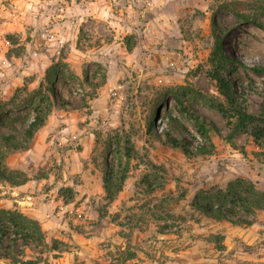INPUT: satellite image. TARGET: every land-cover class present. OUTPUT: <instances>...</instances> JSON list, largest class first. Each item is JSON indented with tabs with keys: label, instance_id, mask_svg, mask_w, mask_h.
<instances>
[{
	"label": "rangeland",
	"instance_id": "374dc122",
	"mask_svg": "<svg viewBox=\"0 0 264 264\" xmlns=\"http://www.w3.org/2000/svg\"><path fill=\"white\" fill-rule=\"evenodd\" d=\"M18 1L22 0H5L7 4ZM52 1L51 6L59 2ZM134 3L137 27L147 29L142 37L129 32L124 40L115 41L113 34L119 27L115 31L114 25L81 23L77 14L70 23L65 18L62 46L56 42L47 45L40 36L41 30L48 29L47 23L38 28L39 35L33 33L39 40L31 45L32 50L41 53L62 48V55L25 56L24 44L33 39L29 30L21 40L9 37L19 44L14 51L19 65L36 70L38 78L34 86L25 81L22 89L27 87L28 91L22 90L21 98H14L16 92L2 103L0 135L14 133L15 128L19 139L22 137L34 113L28 105L20 106L21 99L40 88L53 62L67 67L65 83L57 85L58 101L47 128L35 135L27 150H2L9 172L30 183L23 191L15 187L26 183L13 186L0 180V225L8 227L10 237L0 236V264H15L5 256L20 264H57L55 259L64 258L65 252L78 258L92 253L85 250L78 254L80 247L49 234L65 226V213L58 215L63 203L49 211V202L60 197L63 202H75L73 208H81L85 232H94L106 218L117 227L118 235L95 246V257L108 258L106 264H264V228L255 236L251 225L214 220L194 206L197 197L226 190L237 180L253 183L264 192V146L259 147L252 137L257 124L233 133L236 119L225 117L210 105L211 100L226 103L212 78L218 74L230 79L239 105L248 114L263 116L264 55L256 52L264 53V0ZM174 27L176 33L170 35V42L164 41L163 30L173 31ZM216 35L228 59L218 67L211 63ZM177 39L188 42L186 50L178 46ZM251 44L262 51H250ZM138 45L143 49L137 50ZM101 97L104 105L98 100ZM17 116L21 119L11 122ZM150 119L154 122L151 130ZM199 122L212 127L208 138L200 133ZM128 137L137 156L122 191L110 202L104 180L109 170L120 179L127 166ZM171 138L189 142L191 153L174 147ZM201 148L206 152L200 153ZM85 150L87 161L83 160L82 171L74 170L70 175L73 168L66 160L67 152ZM25 196L31 199L25 200ZM35 207L41 208L38 217L23 212ZM9 211L39 222L47 230L46 241L37 244L15 238ZM257 212L246 214L239 209L236 218L253 223ZM76 214L71 218L79 219ZM133 258L139 262L128 263Z\"/></svg>",
	"mask_w": 264,
	"mask_h": 264
},
{
	"label": "crops",
	"instance_id": "0c3cea01",
	"mask_svg": "<svg viewBox=\"0 0 264 264\" xmlns=\"http://www.w3.org/2000/svg\"><path fill=\"white\" fill-rule=\"evenodd\" d=\"M23 1L24 0L7 4L5 0H0V103L10 100L16 92L25 86L26 82L29 86H34L36 78H38L36 70L29 68L28 71L27 67L22 68L19 65V60L17 59L18 55L14 52L17 47H19V44H14L15 42L10 41L9 37H12L15 40V36L21 40V38L24 37L23 34L26 30H29L28 33L30 37H33V33L38 34V28L47 23L49 26L48 29L41 30L42 33L40 36L46 39L47 45H54L56 42L59 46H62V44L65 43V30L61 27H65V18L67 17L68 23H70L71 19H74L72 18L74 14L78 15L81 23L90 22L94 24H105L110 25V27L114 25L115 31L116 27H119L116 33L113 34V39L115 41H118L119 39L124 40V37H126L129 32L142 37V35L147 31V29L142 30L139 26L137 27L139 19L134 18L135 11H137V5L134 3V0H58L59 2H57L56 6H51V4L53 5L54 3L52 0H33L35 3H26ZM132 22L134 25L131 27L130 25ZM169 24L174 25L175 22H170ZM168 28L171 27L169 26ZM120 29H122V32ZM125 30L127 32H125ZM166 31L168 33L167 35H165ZM175 31V27L173 28V31L163 30L161 36L165 37L164 41L169 40L170 42V35H174ZM38 40L39 37H33V39L29 38V40L24 44L25 56L38 57L42 54L56 56L64 52L62 48L59 50L49 48L46 52L41 53L37 50H32L31 45ZM175 42H179L178 46L180 48L184 46V50H186L188 44L186 40L177 39ZM135 48L138 50L142 47L138 45V47ZM27 77L28 79H26ZM41 78H43V75ZM98 100L101 105H104V98L101 97ZM46 128L47 126H45V129ZM67 153L69 157L67 155L66 160L71 163L73 168V170L68 173L71 175L74 173V170L82 171L84 163L83 160L87 161L86 150L76 154H70V152ZM87 172V170L85 171L83 169L85 176H88V174H86ZM29 183L30 182L15 188L20 190L23 189V191H25L26 186ZM24 199H31V196H25ZM87 199L88 197L85 198V200ZM15 202L17 201L15 200ZM49 203L50 212H54L56 210V206L63 203V206H60L59 208L60 211L58 215L65 213L66 217L65 226L62 228L65 232L63 233L62 230H52L49 234L53 235L55 239H62L64 237L65 242H69L71 245L73 244L80 247L81 250L79 249L80 251L78 254L86 253V251H92L90 255H86L84 257L81 256L80 258L70 255L69 253V255H66L67 252H65V257H57L55 259V263L106 264L108 262V258H101L99 256L95 257L94 253H97L95 246L101 242H108L111 238L116 236V234L118 235L117 227H115L113 223L107 222L108 218H106L102 220L101 224H98L94 232H85V230L87 231V228L84 226V214H80L81 208H73L75 202H63V198L60 197L59 200L55 201V199H53V201ZM39 211H41V208L39 209V207L23 210L25 214L31 217H38ZM74 212L77 213L76 216L79 219L71 218V214ZM87 217L88 215H85V218ZM253 217L255 221L251 226H249V228L254 231L253 233L256 236L258 235L256 232H259L261 228H264V224H262L264 223V210L258 211ZM74 223L79 224L75 225ZM77 226H80V229H76ZM42 228L46 233L47 230L43 226ZM137 262H139L138 258L128 260V263Z\"/></svg>",
	"mask_w": 264,
	"mask_h": 264
},
{
	"label": "trees",
	"instance_id": "16d2710c",
	"mask_svg": "<svg viewBox=\"0 0 264 264\" xmlns=\"http://www.w3.org/2000/svg\"><path fill=\"white\" fill-rule=\"evenodd\" d=\"M215 41L211 63L214 67H218L224 63V61H228V59L223 53L221 39L217 35L215 36ZM65 67H67V65L62 62H53L52 66L47 70L45 82L41 84L40 88L32 94H27L21 99L20 106L25 107L28 105L34 113L32 120H30L28 126L24 128L22 137L19 139L15 128L12 130L14 133L0 135V180H4L13 186H20L26 183L25 180L21 181L18 176L15 178L9 172L2 150L4 148H11L16 151L27 150L28 146L34 140L35 135L45 127L52 112L53 105L58 101L57 85L59 82L65 83ZM256 71L260 72L261 70L256 69ZM212 78L217 82L219 92L226 100V103H222L219 100H211L210 105L221 111L225 117L236 119L233 133L246 127L248 124H257L256 129L252 132V137L255 138L259 147L264 146V144H262V142H264V114L262 117L257 118L248 114L246 110L239 105L237 91L234 89V85L229 78H223L218 74H213ZM22 90H24L23 92L28 91L27 87H25L19 90L14 98H19ZM3 111L4 105L0 103V115ZM158 113H160L159 106H156L155 114L157 115ZM20 119L21 118L17 116L10 120L11 122H18ZM168 119L172 123L176 121L170 114H168ZM153 125L154 122L150 119L148 124L150 130ZM211 128L212 127L210 126L207 128L205 123L199 122V131L207 138L209 137V131ZM171 143L176 148H182L186 154L191 153V150H189L191 149V144L189 142H182L176 138H171ZM199 152L205 153L206 151L201 148L199 149ZM124 156L127 159V166L124 171H122L119 180L116 179L117 174H114L112 170H109L110 172L106 173L104 188L110 202H113L117 195L122 191V186L130 172L129 166L137 156V149L134 142H132L131 137H128L126 140ZM194 204L203 215L211 219L228 221L233 225H252V223H246L236 217L238 216L239 209L243 210L246 214H254L256 211L264 210V192L257 190L253 183L244 180H237L235 184L230 185L226 190H218L214 194H206L205 196L197 197ZM7 213L11 216L9 222L15 228V238L23 240L24 242H33L37 244H43L46 241L45 233L39 222L31 220L21 213H15L12 211ZM1 221L2 218H0V223ZM7 228L8 227L3 224L0 225V236L10 238ZM53 250L58 251L59 249L54 248ZM5 257L13 261L15 264L21 263L19 260L13 259L9 256Z\"/></svg>",
	"mask_w": 264,
	"mask_h": 264
},
{
	"label": "bare ground",
	"instance_id": "6f19581e",
	"mask_svg": "<svg viewBox=\"0 0 264 264\" xmlns=\"http://www.w3.org/2000/svg\"><path fill=\"white\" fill-rule=\"evenodd\" d=\"M251 47H252V48H251ZM251 47H250L249 49H250V51H252V52H254L253 49H257V50H259V51H262L258 45L251 44ZM256 53H257L258 55H264L263 52H256Z\"/></svg>",
	"mask_w": 264,
	"mask_h": 264
}]
</instances>
